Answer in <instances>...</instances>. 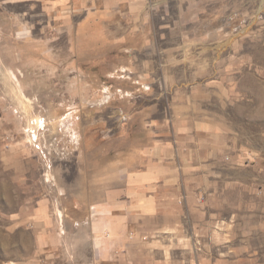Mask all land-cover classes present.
<instances>
[{
	"label": "rangeland",
	"instance_id": "374dc122",
	"mask_svg": "<svg viewBox=\"0 0 264 264\" xmlns=\"http://www.w3.org/2000/svg\"><path fill=\"white\" fill-rule=\"evenodd\" d=\"M71 11L0 0V264L31 252L16 219L84 150L125 163L171 131L204 165L165 264H264V0Z\"/></svg>",
	"mask_w": 264,
	"mask_h": 264
},
{
	"label": "crops",
	"instance_id": "0c3cea01",
	"mask_svg": "<svg viewBox=\"0 0 264 264\" xmlns=\"http://www.w3.org/2000/svg\"><path fill=\"white\" fill-rule=\"evenodd\" d=\"M15 1L52 13L82 9V0ZM187 133L156 134L125 163L84 150L82 169L65 170L63 181L48 183V193L35 199L30 216L16 219L33 247L8 264H165L168 237H180L195 168L204 165Z\"/></svg>",
	"mask_w": 264,
	"mask_h": 264
},
{
	"label": "bare ground",
	"instance_id": "6f19581e",
	"mask_svg": "<svg viewBox=\"0 0 264 264\" xmlns=\"http://www.w3.org/2000/svg\"><path fill=\"white\" fill-rule=\"evenodd\" d=\"M247 30H248V29H247ZM11 75H12V77H13L14 79H17V77H16V75H15L14 72H12Z\"/></svg>",
	"mask_w": 264,
	"mask_h": 264
}]
</instances>
